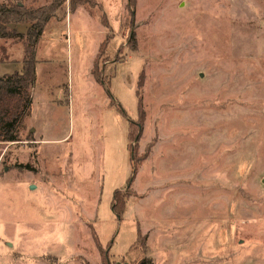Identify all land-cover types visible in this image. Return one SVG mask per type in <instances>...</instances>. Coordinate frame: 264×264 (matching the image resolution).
<instances>
[{
  "label": "rangeland",
  "instance_id": "obj_1",
  "mask_svg": "<svg viewBox=\"0 0 264 264\" xmlns=\"http://www.w3.org/2000/svg\"><path fill=\"white\" fill-rule=\"evenodd\" d=\"M65 9L21 140L0 143V264H264V0Z\"/></svg>",
  "mask_w": 264,
  "mask_h": 264
},
{
  "label": "trees",
  "instance_id": "obj_2",
  "mask_svg": "<svg viewBox=\"0 0 264 264\" xmlns=\"http://www.w3.org/2000/svg\"><path fill=\"white\" fill-rule=\"evenodd\" d=\"M46 1L50 2L49 5L34 9L26 7L22 0H5L3 3H0V63L8 62V55L6 48L1 44L2 41H18L23 47L22 72H13L12 74L0 76V143H17L21 140V131L24 129L25 121L31 115L32 89L36 80L37 47L44 31L49 27L55 26L56 21L61 18L58 15V10L62 12L63 18L66 15V0ZM129 5H133V0H129ZM11 25H26L27 30L25 33H19L10 27ZM102 46H104L103 42L100 50ZM97 58L98 55L94 59L91 74L96 82L104 84V81L94 70ZM138 115L140 116V112H138ZM140 124L138 122V126ZM128 128L130 132L128 131L127 139L130 141L133 140L134 127L132 124H129ZM22 167L27 170L31 168L29 164L22 165ZM134 171H136L135 164L133 165L132 173ZM123 198L116 191L111 202L112 211L117 218L124 211L125 202ZM97 241L96 238V244L99 245ZM139 241H143L142 243L144 244L146 237L141 235L139 229H136V243ZM143 247L144 245H142ZM98 249H100V246H98ZM136 264H153V261L149 257L142 255Z\"/></svg>",
  "mask_w": 264,
  "mask_h": 264
},
{
  "label": "crops",
  "instance_id": "obj_3",
  "mask_svg": "<svg viewBox=\"0 0 264 264\" xmlns=\"http://www.w3.org/2000/svg\"><path fill=\"white\" fill-rule=\"evenodd\" d=\"M5 1V0H4ZM1 0L0 3L4 2ZM10 27L14 28L15 30H18L19 33H25L27 30L26 25H11ZM56 28V26H53V29ZM57 29V28H56ZM45 32L41 36V40H47L48 38H45ZM22 58H23V53H22ZM37 63V60H36ZM13 72H22V62H17V63H10V62H5V63H0V76L6 75V74H12Z\"/></svg>",
  "mask_w": 264,
  "mask_h": 264
},
{
  "label": "water",
  "instance_id": "obj_4",
  "mask_svg": "<svg viewBox=\"0 0 264 264\" xmlns=\"http://www.w3.org/2000/svg\"><path fill=\"white\" fill-rule=\"evenodd\" d=\"M262 183H264V180L262 181Z\"/></svg>",
  "mask_w": 264,
  "mask_h": 264
}]
</instances>
